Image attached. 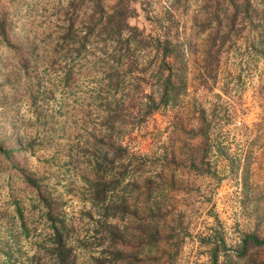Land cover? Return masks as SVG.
I'll return each mask as SVG.
<instances>
[{
    "label": "rangeland",
    "instance_id": "1",
    "mask_svg": "<svg viewBox=\"0 0 264 264\" xmlns=\"http://www.w3.org/2000/svg\"><path fill=\"white\" fill-rule=\"evenodd\" d=\"M75 1L0 0V264L49 263L50 207L73 225L75 264H264V244L239 254L245 235L264 239V0H251L259 12L220 47L202 28L205 0L181 2L185 93L143 121L147 98L118 96L125 105L113 125L97 87L101 44L88 42L78 57L55 45L87 9ZM170 2L135 0L130 24L162 33ZM140 54L147 61L153 53ZM112 138L131 160L124 157L126 177L99 201L94 164L107 172L125 165L110 162ZM123 198L115 248V221L103 214Z\"/></svg>",
    "mask_w": 264,
    "mask_h": 264
},
{
    "label": "trees",
    "instance_id": "2",
    "mask_svg": "<svg viewBox=\"0 0 264 264\" xmlns=\"http://www.w3.org/2000/svg\"><path fill=\"white\" fill-rule=\"evenodd\" d=\"M77 0L73 4L82 3L87 9L81 12L80 18L68 23L65 31L62 32L60 40L55 39V45L62 43L61 51L66 55L81 56L88 42L101 44V56H96L97 61V87L105 94L107 105L106 122L118 123L121 119L122 108L125 105L119 102L116 97H135L137 95L147 98L146 103H140V120H144L147 115L152 114L161 106L170 102H177L187 89V66L185 58V41L179 38L175 11L180 3L186 0H171L164 11L166 26L162 27L163 32L156 35L145 34L142 29L131 25L129 18L136 15V9L131 5L135 0ZM207 17L202 24V28H210L211 45L220 47L228 39L234 29L240 27V23L246 17H250L252 12L255 15L259 12L254 7L251 0H205ZM80 15V14H79ZM79 17V16H78ZM160 19L158 23L160 24ZM240 29V28H239ZM175 33V34H174ZM0 34L6 36V23L0 16ZM176 35V36H175ZM59 38V37H58ZM152 52L150 60L144 59L140 52ZM74 53V54H73ZM85 54V53H84ZM74 75V65L69 64L64 73L65 80H70ZM145 85H149V91L145 92ZM110 152V162H125L127 156L130 161V153L126 146H123L116 138H112ZM121 164L116 172H107L101 167L102 162H96L93 166V176L98 180L94 183L93 198L104 200L107 192L116 189L126 177L128 162ZM112 168V167H111ZM110 168V170H111ZM113 168H115L113 166ZM146 185V191L151 193L153 189L150 178L142 180ZM46 198L40 196V200ZM124 198L115 206L104 213V217L109 222L108 234L112 245L115 247L118 237L122 231L119 229V222L122 221L126 213ZM47 219L50 223V233L48 234V245L45 247L48 252V264H75L73 246L68 242L71 238L70 230L73 225H68L64 217L54 214L52 208L47 210ZM146 235V233L144 234ZM153 236L145 237V244L149 245ZM116 241H115V240ZM264 239H259L253 235H245L242 239L240 256H245L248 249L253 245L261 246ZM116 248V247H115ZM114 253H121L115 250ZM47 254V253H46ZM117 258V257H116ZM104 262H101V264Z\"/></svg>",
    "mask_w": 264,
    "mask_h": 264
}]
</instances>
